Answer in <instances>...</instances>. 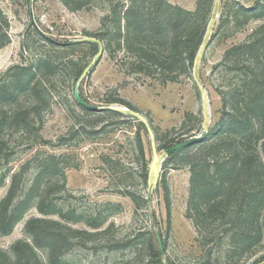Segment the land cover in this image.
<instances>
[{"label": "rangeland", "instance_id": "rangeland-1", "mask_svg": "<svg viewBox=\"0 0 264 264\" xmlns=\"http://www.w3.org/2000/svg\"><path fill=\"white\" fill-rule=\"evenodd\" d=\"M111 1L117 0H92L73 11L62 0H0V8L10 22L11 38L0 50V85L14 78V73H20L12 70L15 66L31 65L48 55L59 63L55 75L41 72L40 83L47 97L43 110L29 118V130L19 128L11 116L15 106H29L33 96L23 92L17 104L0 99V117L4 114L11 117L6 118L1 131L8 144L0 156V176L6 175L0 187V201L8 192L14 172L28 169L19 200L29 188L40 160L52 156L60 168L44 179L51 187L50 199L64 211L85 216L80 222L70 220L71 226L100 233L92 238H72L64 255L69 264H140L150 257L147 244L151 231L162 237L164 263L217 264L216 260L221 259L223 264H264V240L251 254H236L228 262L225 256L230 234L224 231L226 226L216 221L211 228L200 231L189 216L192 170L182 155L169 164L162 162L156 183H150L154 157L166 149H161L162 144L181 142L202 133L206 127L210 132L226 109L224 93L230 95L238 89L244 100V94L250 90L246 84L264 71V62L256 61L245 49L229 52L249 43L264 23V18L248 19L244 14L259 0H216L218 16L198 67L194 64L188 74L167 82L161 71H154L147 63L144 65L147 71L137 72L132 68L135 62L132 53L108 49L104 40H99L102 52L99 56L92 54L89 45L63 50L44 38L61 43L95 40L85 31L103 34L108 31V24L114 23ZM166 1L195 10L199 0ZM32 17L36 25L32 24ZM70 59H79L84 66L80 79L74 75L75 67L67 65ZM236 63L254 67V72L235 68ZM77 84L90 104L102 110L118 108L140 119L107 112L84 113L75 103ZM116 95L138 111L108 104ZM140 121L149 131L143 132L145 156L149 161L147 181L142 178V158L136 144ZM197 150L198 147L193 148L191 153L194 155ZM132 195L138 198L139 208ZM35 201L11 234L0 233L1 249L11 251L17 240L29 239L27 221L42 216ZM100 212L105 222L93 230L85 221ZM52 217L59 219L58 215ZM154 243L158 245V241Z\"/></svg>", "mask_w": 264, "mask_h": 264}, {"label": "trees", "instance_id": "trees-1", "mask_svg": "<svg viewBox=\"0 0 264 264\" xmlns=\"http://www.w3.org/2000/svg\"><path fill=\"white\" fill-rule=\"evenodd\" d=\"M62 1L74 11L85 7L92 0ZM111 5L114 23L108 24V31L104 34L85 31L86 35L95 40L61 43L49 37L44 38L49 44L64 48L63 50L89 45L92 54L100 52L99 40H104L108 49H125L132 53L134 70L147 71L144 66L147 63L154 71H161L163 80L167 82L176 81L180 74H188L189 69L194 66L202 44L206 39L208 42L207 30L216 0H199L195 10H187L166 0H117L111 1ZM244 14L248 19L264 18V0H259L253 8L245 10ZM9 28V19L0 8V50L11 42ZM150 43L154 48L149 47ZM241 49L249 52L256 61L261 59L264 62V23L258 27L249 43L234 47L229 52ZM67 65L75 67L73 72L78 79L83 76L85 70L79 59H70ZM234 67L254 72V67L238 63ZM58 68L59 63L52 55L41 57L31 65L13 67L12 70H19L20 73H14V78L0 85V99L9 104H17L23 92H29L33 96L29 106H15L12 118L7 114L0 117V156L4 155L8 144L1 134L6 118L14 120L22 130H29V118L33 113L43 110L42 105L47 97L45 87L42 88L40 83L41 72L47 71L55 75ZM262 72L254 77L255 81L246 84L250 90L244 94V100L238 89H234L230 95L224 93V114L212 130L208 131L205 139L175 152L167 157L164 164H169L172 159L181 155L183 159H187L192 170L189 216L194 219L201 232L205 228H211L216 221H221L226 226L224 231L230 234L229 250L225 256L228 262L236 254H251L264 240V71ZM81 97L88 102L82 93ZM75 103L86 114L101 115L107 112L140 119L133 113L111 108L92 111L81 105L76 98ZM107 103L138 111L136 106L120 95L110 98ZM143 132L149 133L148 126L140 121L136 144L142 158V178L147 181L149 161L145 156ZM167 147L168 145H161V149ZM196 147L198 150L193 155L191 151ZM53 160L52 156L40 160L29 188L19 200L17 197L28 169L26 167L12 174L8 192L0 201V233L11 234L34 200L42 216H34L27 221L25 229L29 239L17 240L11 251L0 248V264H69L64 255L70 249L72 238H92L100 234L99 231L71 226L68 223L70 220L80 222L85 216L76 214L75 211H71L72 214L64 211L50 199L51 187L44 179L48 173L54 174L60 168ZM163 179L164 187H167L165 178ZM5 180L6 175H1L0 187ZM132 198L139 208L138 198L134 195ZM149 202L150 198H147L146 205ZM53 215H58L59 219L53 218ZM85 222L93 230H97L104 224L105 218L100 212ZM149 234L147 249L150 257L143 259L140 264H174L170 261L164 263L159 242L157 246L154 243V240L158 241L157 232L151 231ZM216 263L223 264L221 259L216 260Z\"/></svg>", "mask_w": 264, "mask_h": 264}, {"label": "water", "instance_id": "water-1", "mask_svg": "<svg viewBox=\"0 0 264 264\" xmlns=\"http://www.w3.org/2000/svg\"><path fill=\"white\" fill-rule=\"evenodd\" d=\"M218 16V1L216 2V5L214 7V11H213V17H212V20H211V23H210V26H209V29H208V38L211 34V31H212V26H213V22L216 20ZM32 24L33 25H36L35 23V20L33 19L32 17ZM208 42H207V39L204 41V43L202 44V47L200 48V51L198 52L197 54V57H196V61H195V65L196 67H198V64H199V61L201 60V57L203 55V51L205 49V47L207 46ZM101 51L99 52V56L101 55ZM74 96L75 98L77 99V101L83 105L85 108L87 109H90L92 111H101L102 109L96 105H92L88 102H85L83 100V98L81 97V93L79 91V88H78V84L75 86L74 88ZM112 109H115V110H120L118 108H112ZM128 112V111H127ZM208 128L206 127L202 133L198 134V135H195L193 137H190L188 139H185L181 142H177V143H174L170 146H168L166 149H164V151L160 154V155H156L154 157V161L152 163V167H151V171H150V183L151 184H155L156 181H157V175H158V171H159V167L161 166L162 162H164L166 160L167 157L171 156L172 154H174L175 152L177 151H180L181 149H184V148H187L197 142H200L202 140L205 139L207 133H208ZM157 239H158V242H159V246H160V249H161V253L164 254L165 251H164V246H163V242H162V237L160 236V234L157 232Z\"/></svg>", "mask_w": 264, "mask_h": 264}]
</instances>
